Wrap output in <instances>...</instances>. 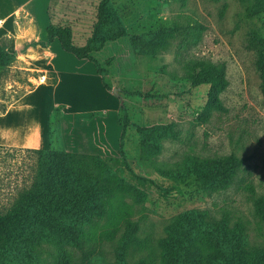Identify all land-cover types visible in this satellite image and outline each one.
Returning a JSON list of instances; mask_svg holds the SVG:
<instances>
[{"label":"rangeland","instance_id":"rangeland-1","mask_svg":"<svg viewBox=\"0 0 264 264\" xmlns=\"http://www.w3.org/2000/svg\"><path fill=\"white\" fill-rule=\"evenodd\" d=\"M99 1L0 0V18L9 15L0 24L22 28L28 15L21 5L27 3L25 9L35 17V29L30 37L45 40L49 24L72 23L74 41L81 45L92 31ZM112 1L128 33L139 35L144 31L151 35H143L133 43L125 37L116 38L105 42L96 52L95 57L111 86L108 90L91 62L64 52L56 41L52 47L56 65L81 76L77 77L80 85L78 81L68 85H63V81L60 85V91L66 95V109L63 113L61 103L52 107L47 135L50 131L54 137L58 132L61 134L63 115L71 144L80 142L78 145L82 147L85 136V133L76 135L72 140L69 128L73 120L80 121L81 132L87 128L93 130L96 147L90 152L80 147L74 150L86 157L101 182L113 193V209L124 203L129 206V220L136 222L137 229L126 238L128 232L120 220L116 233L109 238L101 231L109 225L111 217L87 226L83 248L90 254L81 261L82 249L72 247L75 261L77 264H163L162 249L173 224L184 221L179 217L195 212V216L202 217L200 224L208 236L202 240L204 243L198 241L190 248L191 253L195 252L192 258L196 264H215L216 258L225 256L232 263L237 257L240 264H264V220L254 208L255 199L264 195V98L255 66L257 52L247 45L250 34L264 36L263 0H185L183 5L178 0ZM188 20H197L205 26L199 40L181 48V38L174 34L165 38L162 48L155 45V37L162 35L155 31ZM2 37L0 42L7 44L8 39ZM190 59H205L225 66L228 85L219 94L224 110H211L204 122L198 121L197 115L206 104L208 87L190 86L184 68ZM40 77L39 72L23 70L17 60L0 67V113L28 89L43 84ZM137 91L155 95L137 97L132 94ZM118 114L126 126L124 150L129 165L135 173L152 179L156 186L140 184L111 159L118 157L121 129ZM34 117L32 111L18 118L12 112L10 121L0 120L2 215L9 213L30 189L38 170V156L33 151L36 147L7 146L2 138L4 135L8 141L22 139ZM150 127H156L158 133L152 135L146 131L149 134L143 137L142 132H137V128ZM63 148L68 150L66 146ZM229 154L240 158L241 165L225 189L197 188L177 178L187 172L194 157ZM223 217H227V225L217 228L214 223ZM92 230H95L93 236ZM22 237L18 249L9 251L4 235H0L2 264H54V234L28 239L25 229Z\"/></svg>","mask_w":264,"mask_h":264},{"label":"trees","instance_id":"trees-1","mask_svg":"<svg viewBox=\"0 0 264 264\" xmlns=\"http://www.w3.org/2000/svg\"><path fill=\"white\" fill-rule=\"evenodd\" d=\"M178 1L182 5L185 3V0ZM204 29L205 26L197 20H188L183 24L176 23L172 26L162 27L155 31L162 32V35L155 37V45L162 48L166 37L178 34L181 38L180 47L185 48L199 40ZM143 35H151V32L143 31L139 35L128 33L114 9L113 1L100 0L96 9V21L83 45L74 42L69 25L49 24L46 27L45 40L29 41L25 47L29 45L47 47L56 39L64 52L71 54L76 59H85L91 62L102 79L104 88L108 90L111 86L105 79L104 69L95 57L96 52L107 41L125 37L133 43ZM3 38L8 39V43L0 42V67L12 64L18 55L16 51L8 49L10 37L5 35ZM247 45L256 49L257 52L255 66L260 80V90L264 98V36L258 35V33L250 34ZM184 68L190 86L205 85L208 87L206 104L198 113L197 120L206 121L211 110H224L219 98V94L228 85L224 64H215L205 59H190L185 62ZM132 94L144 98L155 95L154 92L149 91L144 93L137 91ZM55 111L56 108L53 112L55 113ZM117 123L121 126L118 157L111 159L121 164L123 169H127L133 179L140 184L156 186L152 179L141 176L132 170L124 150L126 126L125 122L119 118V114ZM146 131H150L152 135L158 133L156 127L137 128V132H142L143 137L149 134ZM56 135L54 137L50 131L48 133V146L33 149L38 156V170L35 179L30 189L22 195L9 213L5 215L0 213V235H4V241L9 246V251H14L23 242L22 236L25 229L28 231V239L47 233L54 234L56 236L54 264H77L70 248L82 249L81 261L88 257L90 251L83 248V240L88 234L87 226L97 225L103 218L111 217L109 225H105L101 234H108V237L112 238L119 228V221L123 220L128 232L126 238H129L136 231L137 224L129 220L131 210L127 204L124 203L122 207L113 209L111 200L113 193H110L109 188L101 182V178L94 167L86 161L83 154L64 149L62 135L59 132ZM240 165L241 159L233 154L212 158L194 157L187 172L177 178L183 180L182 182L187 185H194L197 188L222 190L227 188L231 175ZM254 208L255 213L264 220V195L255 199ZM194 213L179 217L178 219L184 221L173 224L171 234L163 245L161 257L163 264H196L192 258L195 252L191 253L190 248L198 241L207 240L208 236L200 224L202 217L195 216ZM214 225L217 228L218 226L225 227L227 217H223ZM240 229L241 227L238 225V230ZM94 231L92 230V236L95 235ZM239 237L238 233L237 240ZM210 243L215 244L214 242ZM119 256H123L122 251ZM237 262L240 264L241 259L234 257L232 263L225 256L223 259L216 258L215 264H236Z\"/></svg>","mask_w":264,"mask_h":264},{"label":"crops","instance_id":"crops-1","mask_svg":"<svg viewBox=\"0 0 264 264\" xmlns=\"http://www.w3.org/2000/svg\"><path fill=\"white\" fill-rule=\"evenodd\" d=\"M21 10L25 11L28 15V21H26L25 25L22 28H19L18 30L14 25L10 24H0V37L1 36H9L10 37V45L8 46V49L10 51H16L17 52V61L18 64H20L21 68L25 71H36L40 73V79L44 80L43 84H37L34 86L33 89H28L27 92L23 93L18 99H15L13 102H11L6 109H4L3 112L0 113V120L2 121H10V115L13 112V114L18 116H21L22 114L28 115L30 111L33 112L35 115L34 119L31 122V127L29 129L28 133H25L23 135L22 139H12L13 141H8L7 139L2 138V141L7 146H15V147H36V148H46L48 146V135H47V126L48 121L50 117V113L52 111V107L55 106L57 103H61L64 105L63 107V113L66 109V95L60 91V85H68L72 82L78 81L79 76L81 74L76 73V71H70L65 70L59 65V67L56 65L57 63L54 61V53L52 52V47L55 45L54 43L57 41L56 39L47 47H42L39 45L36 46H27L25 47L26 43L29 41H42L38 38L30 37L31 33L34 32L35 29V17L33 14L28 10L25 9L27 6V3H22ZM19 8V7H18ZM16 8V10H18ZM9 15H6L2 18H0V23L4 21L3 19H6V17ZM49 21L52 20V17L49 14ZM48 21V22H49ZM71 24V25H70ZM71 27V30L73 28V24H68ZM73 25V26H72ZM75 27V26H74ZM73 35V30H72ZM74 40V36H73ZM58 42V41H57ZM75 42V41H74ZM84 44V43H83ZM81 44V45H83ZM60 45V44H59ZM79 45V44H78ZM23 49V50H22ZM78 60H85V59H78ZM87 61V60H85ZM89 62V61H88ZM81 63V62H80ZM36 81V79L34 78ZM79 82V81H78ZM80 85V82H79ZM84 87V84H83ZM104 90V88H102ZM21 113V114H20ZM40 116V117H39ZM73 126H70V133L73 135L72 140H75V136H83V141L81 142V146L78 145L80 142H75L71 144V142L67 139L68 136L66 135V131L68 130V127L66 125V119H64V115L61 117V137L64 146L68 149V151L73 152H80L75 151L74 148H83L86 151L90 152L91 149L96 147V140L95 136L93 135V130H89V128L85 129V132H81L80 127L81 123L79 120H73L72 121ZM8 124H11V122L7 123L5 127L8 126ZM4 126V125H2ZM77 126V127H75ZM89 127V126H88ZM6 129L2 127V132L6 133ZM98 143V142H96ZM4 144V145H5Z\"/></svg>","mask_w":264,"mask_h":264}]
</instances>
